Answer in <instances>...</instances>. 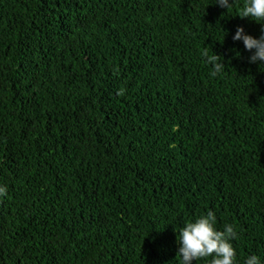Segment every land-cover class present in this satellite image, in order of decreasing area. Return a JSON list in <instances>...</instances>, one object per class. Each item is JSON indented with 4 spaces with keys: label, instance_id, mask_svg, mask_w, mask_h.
Returning a JSON list of instances; mask_svg holds the SVG:
<instances>
[{
    "label": "trees",
    "instance_id": "obj_1",
    "mask_svg": "<svg viewBox=\"0 0 264 264\" xmlns=\"http://www.w3.org/2000/svg\"><path fill=\"white\" fill-rule=\"evenodd\" d=\"M245 3L0 0V264H181L209 210L236 264H264V64L233 39L264 23Z\"/></svg>",
    "mask_w": 264,
    "mask_h": 264
},
{
    "label": "clouds",
    "instance_id": "obj_2",
    "mask_svg": "<svg viewBox=\"0 0 264 264\" xmlns=\"http://www.w3.org/2000/svg\"><path fill=\"white\" fill-rule=\"evenodd\" d=\"M216 3L228 10L236 3V0H216ZM240 18H249L264 23V0H246L239 15ZM235 41L242 40L248 51L255 50L250 57V62L257 61L264 64V35L255 38L245 34V29L240 26L233 36ZM205 62L213 66L212 75L216 76L225 69V64L220 55L209 54L207 48L201 52ZM123 95V91L119 93ZM7 195V187L0 186V197ZM217 217L214 211L209 210L194 222H187L178 233L180 244L177 257L181 258V264H194L195 261L212 257L210 264H236V250L232 240L237 238V232L232 224L224 226V230L216 228ZM245 264H261L256 255L249 256Z\"/></svg>",
    "mask_w": 264,
    "mask_h": 264
}]
</instances>
